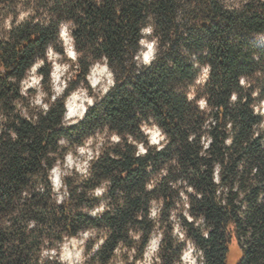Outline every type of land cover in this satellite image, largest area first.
Wrapping results in <instances>:
<instances>
[{"label": "trees", "instance_id": "1", "mask_svg": "<svg viewBox=\"0 0 264 264\" xmlns=\"http://www.w3.org/2000/svg\"><path fill=\"white\" fill-rule=\"evenodd\" d=\"M23 2L31 14L17 25ZM8 17L11 27L0 30V264H57L64 244L85 232V264H135L157 231L162 264H184L188 241L200 264H264V46L257 42L264 0H0V21ZM69 21L76 62L58 38L59 25ZM148 26L147 36L140 29ZM141 38L157 41L151 65L135 60ZM49 44L70 65L69 90L88 87L89 67L103 57L117 80L76 125H62L60 100L38 120L21 117L13 103L39 114L29 105L34 91L21 96L19 81ZM49 67L41 69L46 78ZM153 125L168 133L167 147L137 158L127 136L147 146ZM95 132L105 136L102 155L86 175L65 170L56 192L49 169L64 166ZM114 132L119 144L110 142ZM101 185L108 191L95 198ZM153 200L161 209L154 220ZM101 201L109 211L88 214ZM173 213L183 238L172 234ZM42 249L56 259H43Z\"/></svg>", "mask_w": 264, "mask_h": 264}, {"label": "clouds", "instance_id": "2", "mask_svg": "<svg viewBox=\"0 0 264 264\" xmlns=\"http://www.w3.org/2000/svg\"><path fill=\"white\" fill-rule=\"evenodd\" d=\"M27 13H21L16 17V24H20ZM71 21L67 23H61L59 25L58 38L64 39L69 34V25ZM5 27H11V17L5 22ZM143 34H151L153 28L151 26L144 27L140 29ZM139 45L141 46L135 60L138 63H143L144 65H151L157 59V41L155 39L148 40L146 38H141L139 40ZM63 52L66 54V57L69 58L72 62H76L78 59V53L72 45H68L63 49ZM61 52L57 51L55 47L51 44L45 47L44 56L38 59L33 60V62L25 68L24 75L19 81V92L21 96L28 97L29 90L34 91V95L31 96L29 100V105L38 110L39 114H30L27 109L23 108L20 103L13 101L16 106V109L19 111L20 116L26 120L30 119H39L40 115L47 116L49 111L52 109L53 105L60 100L63 104V114L61 118V123L63 126L76 125L82 121L90 107H92L99 100L103 99L109 91L114 88L117 84L114 72L111 70L108 63V58L103 57L104 63L101 66L99 63L91 65L89 67L88 73L85 77L88 87H82L77 84L76 87L69 90L70 83L73 80V72L70 70V65L68 63H61L63 59ZM50 65L47 78L44 72L41 71L42 68L46 65ZM5 70V66L0 64V72ZM211 71L210 65L205 66L203 69L202 76L207 78ZM15 83V81H13ZM47 83L48 88L45 90L44 84ZM67 91V95H65ZM91 91L92 94H89ZM233 100L236 99L235 96L232 97ZM201 106H203V101H201ZM0 119L4 117L0 116ZM108 126L105 125V128ZM141 130L143 134L144 125H141ZM10 134L13 139L16 138V133L10 131ZM168 133L165 129L159 125H153L152 135L147 139L150 141V144L146 146L143 142H138L131 134H128L127 141L129 144L133 145L135 148V156L137 158L147 156L150 149L154 148L156 152L163 151L168 144L167 140ZM121 135L116 134L115 132L110 137V142L112 144H119L121 142ZM231 143V141H227ZM63 143V140H58V144ZM83 146L77 149V152L80 156L84 157V160L76 165L77 171L81 174H87L88 167L91 161L94 159L98 160L103 153V147L105 144V139L101 136L97 139V133L87 135L82 142ZM95 145L94 149H90L89 146ZM113 159H119V155L115 152L111 153ZM67 164L65 168L73 167V155L68 153L66 155ZM66 173L61 172L59 167H53L49 169V183L53 186L56 192H60L62 187L60 177ZM110 183V181L105 182V184ZM175 187V185H172ZM146 189L151 190L154 185L152 183H146ZM108 191V188L104 185L97 186L94 190V197L100 198ZM194 189L189 187L187 192H193ZM180 196L183 198V207L185 211L183 216L186 217L189 221L193 217L189 214L188 209L191 208L189 202V197L185 192H181ZM63 198L58 197L57 203H62ZM150 204L152 207L149 208L148 218L155 219L159 214L161 209L155 207L156 201H151ZM109 208L104 201H101L96 205L88 214L92 216H101L104 213L108 212ZM170 219L174 221L173 232L174 236L179 235L183 238L184 233L181 228L182 225L177 218L176 214L173 213L170 216ZM34 226L30 224V227ZM158 227V225H157ZM84 235L87 237L89 233L85 232ZM129 235L135 238L136 234L129 231ZM207 235V233H205ZM105 239H101L97 247L105 243ZM163 240L162 234L153 233L149 236L148 242L145 246L142 259L136 260L135 264H162V258L158 255L160 251V245ZM43 259H56V253L54 250L42 249L40 253ZM70 254L65 249L63 255L59 257L57 264H64L65 261H68ZM131 259V257H130ZM181 259L184 261V264H197V259L193 257L192 251L182 253ZM81 264H85L84 258L81 257Z\"/></svg>", "mask_w": 264, "mask_h": 264}, {"label": "rangeland", "instance_id": "3", "mask_svg": "<svg viewBox=\"0 0 264 264\" xmlns=\"http://www.w3.org/2000/svg\"><path fill=\"white\" fill-rule=\"evenodd\" d=\"M24 1V0H22ZM21 13H27L28 15L25 17L24 20L28 19L29 16H30V10L28 9L27 7V4L25 2L21 3L18 7V16L21 14ZM10 17H8L7 19L5 20H1L0 21V30H4V29H8L5 27V22L9 19ZM13 18L11 17V22H12ZM23 20V21H24ZM147 36L149 34H146ZM65 48L68 46V45H72V39L70 37V35L68 34V36L64 39H61ZM149 40V39H148ZM257 42L259 45L261 46H264V36L262 37H259L257 39ZM61 63H67L65 61V59H61L60 61ZM101 66H103V64H100ZM82 87H85L84 85H81ZM90 94V93H89ZM262 107L264 109V103L262 104ZM147 134L149 135V137L152 135V128L148 129L147 131ZM105 137L104 135H98L97 139L99 137ZM95 145H91L89 146L90 149H94ZM73 155V167L72 168H65V165L67 164V160L65 162V165L64 166H57L60 168L61 172H65V170H73V169H76V165L80 162H82L84 160V157L80 156V154L77 152V150L74 152V153H71ZM77 170V169H76ZM79 172V171H78ZM61 179V177H60ZM155 207H157L155 205ZM89 233V235L86 237L84 235V233L81 235V237L79 238H74V239H71L69 241H67L64 246H63V249H62V253L61 255H63L65 249L67 250V252L70 254V258L68 261H65V263L67 264H81V257L84 258V250H85V245H86V241L88 240V238L91 237V233L90 232H87ZM156 234H161L159 231L156 232ZM186 249H185V252L191 250L192 251V255L193 257H195L197 259V264H200V253L197 252L194 247H193V244L190 243L189 241L186 242ZM184 263V261H183Z\"/></svg>", "mask_w": 264, "mask_h": 264}]
</instances>
